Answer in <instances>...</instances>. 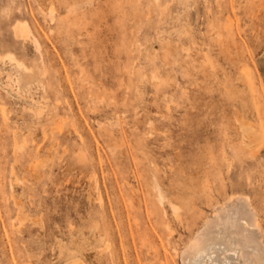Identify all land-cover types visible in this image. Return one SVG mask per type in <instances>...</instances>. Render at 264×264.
Here are the masks:
<instances>
[{
  "label": "rangeland",
  "instance_id": "374dc122",
  "mask_svg": "<svg viewBox=\"0 0 264 264\" xmlns=\"http://www.w3.org/2000/svg\"><path fill=\"white\" fill-rule=\"evenodd\" d=\"M0 55V264H183L236 194L264 234V0H0Z\"/></svg>",
  "mask_w": 264,
  "mask_h": 264
},
{
  "label": "bare ground",
  "instance_id": "6f19581e",
  "mask_svg": "<svg viewBox=\"0 0 264 264\" xmlns=\"http://www.w3.org/2000/svg\"><path fill=\"white\" fill-rule=\"evenodd\" d=\"M51 13H53L52 9ZM15 24L16 30L27 31L25 23L17 21ZM16 33L18 34V31ZM6 56L10 61L23 65L14 54ZM1 60L4 59L0 55ZM128 149L134 157L138 153L137 150H144L145 146L143 143H138L129 145ZM171 203L175 217L181 220L178 207L172 201ZM203 220V223L186 240L185 245L183 244L181 252L179 251L183 264H264V234L260 233L261 225H259L260 220L258 223L257 210L248 195L236 194L221 203L218 202ZM171 234L172 232L168 231V236Z\"/></svg>",
  "mask_w": 264,
  "mask_h": 264
}]
</instances>
